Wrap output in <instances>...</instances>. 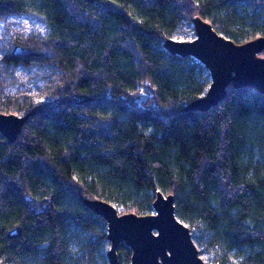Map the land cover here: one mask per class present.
I'll list each match as a JSON object with an SVG mask.
<instances>
[{
    "label": "trees",
    "instance_id": "16d2710c",
    "mask_svg": "<svg viewBox=\"0 0 264 264\" xmlns=\"http://www.w3.org/2000/svg\"><path fill=\"white\" fill-rule=\"evenodd\" d=\"M22 16L44 33L12 35L0 61L41 78L45 101L0 82V112L29 115L13 142L0 134L1 264H108L105 221L80 196L143 215L156 191L215 264H264V94L228 86L181 112L209 74L163 47L192 39L194 16L235 43L264 37V0H0V22Z\"/></svg>",
    "mask_w": 264,
    "mask_h": 264
},
{
    "label": "water",
    "instance_id": "95a60500",
    "mask_svg": "<svg viewBox=\"0 0 264 264\" xmlns=\"http://www.w3.org/2000/svg\"><path fill=\"white\" fill-rule=\"evenodd\" d=\"M191 23L192 39L168 38L163 41V47L172 55L200 62L208 71L210 82L201 96L179 111L211 109L226 97L228 86L233 89L254 87L264 94V37L235 43L198 16H194ZM37 54L20 45L12 49L15 57ZM28 116L0 112V134L13 142ZM80 198L86 209L105 221L108 264H118L117 249L121 243L130 249L129 264H204L189 227L175 215L172 194L156 191L152 212L143 215L119 213L115 205L102 199ZM19 234L20 227L15 226L7 237Z\"/></svg>",
    "mask_w": 264,
    "mask_h": 264
},
{
    "label": "rangeland",
    "instance_id": "374dc122",
    "mask_svg": "<svg viewBox=\"0 0 264 264\" xmlns=\"http://www.w3.org/2000/svg\"><path fill=\"white\" fill-rule=\"evenodd\" d=\"M193 29V28H192ZM30 32L36 34H43L44 27L36 19L32 17L22 16V17H10L7 19L6 24L0 22V57L9 49L10 39L12 35L16 34H28ZM180 36L173 37L175 40H189L187 39L188 29L181 30ZM14 46H12L11 50ZM0 82L6 85L5 94L14 95L19 90H26L31 96H33L38 102H44L43 96V82L32 71L15 69L8 71L3 69L0 61ZM120 212L121 207L115 206ZM195 243V241H193ZM199 256L203 260L204 264H215L212 261L211 255L203 250L201 246L195 243ZM108 249V244L106 245V250ZM226 264H235L234 258L229 254L228 262Z\"/></svg>",
    "mask_w": 264,
    "mask_h": 264
}]
</instances>
